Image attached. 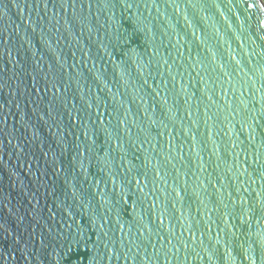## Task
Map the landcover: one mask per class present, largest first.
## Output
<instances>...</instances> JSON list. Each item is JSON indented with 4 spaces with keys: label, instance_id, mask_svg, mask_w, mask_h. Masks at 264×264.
<instances>
[{
    "label": "water",
    "instance_id": "95a60500",
    "mask_svg": "<svg viewBox=\"0 0 264 264\" xmlns=\"http://www.w3.org/2000/svg\"><path fill=\"white\" fill-rule=\"evenodd\" d=\"M0 264H264L257 0H0Z\"/></svg>",
    "mask_w": 264,
    "mask_h": 264
},
{
    "label": "rangeland",
    "instance_id": "374dc122",
    "mask_svg": "<svg viewBox=\"0 0 264 264\" xmlns=\"http://www.w3.org/2000/svg\"><path fill=\"white\" fill-rule=\"evenodd\" d=\"M257 2L259 3L264 12V0H257Z\"/></svg>",
    "mask_w": 264,
    "mask_h": 264
}]
</instances>
